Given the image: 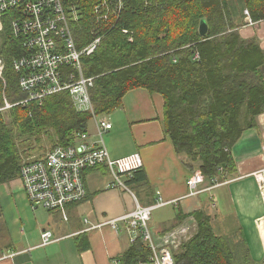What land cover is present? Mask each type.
I'll list each match as a JSON object with an SVG mask.
<instances>
[{
  "label": "trees",
  "instance_id": "16d2710c",
  "mask_svg": "<svg viewBox=\"0 0 264 264\" xmlns=\"http://www.w3.org/2000/svg\"><path fill=\"white\" fill-rule=\"evenodd\" d=\"M65 1L80 16L71 23L77 46L101 38L96 50L82 58L84 74L95 77L90 92L96 113L114 112L134 88L160 92L165 98V131L184 164L208 179L233 178L238 170L233 148L264 112V48L257 36L245 38L240 32L246 24L244 10L252 21L264 19V0H113L106 22L94 12L99 0ZM11 16L3 15L0 32L6 79V84L0 79L1 105L4 86L11 103L28 97L14 67L24 50L13 34ZM203 21L208 24L205 34L200 31ZM91 120L90 112L75 109L66 91L0 112V184L20 176L22 146L32 147L31 138L39 144L45 137L53 145L73 144L78 132L88 131ZM142 177L138 170L130 180ZM190 215L198 230L174 253L175 264H255L242 231L237 241L219 234L213 216L203 208L181 211L160 233ZM2 217L0 204L1 238ZM150 254L139 237L122 253L120 264H140Z\"/></svg>",
  "mask_w": 264,
  "mask_h": 264
},
{
  "label": "crops",
  "instance_id": "0c3cea01",
  "mask_svg": "<svg viewBox=\"0 0 264 264\" xmlns=\"http://www.w3.org/2000/svg\"><path fill=\"white\" fill-rule=\"evenodd\" d=\"M251 23L240 27L242 36H257L264 48V19L251 20ZM165 108L163 94L138 87L125 94L117 110L101 114L113 124L104 134L112 157L139 152L143 159L140 170L144 177L141 180L123 177L130 191L109 186L113 179L107 167L89 169L84 173L86 198L69 204L67 218H64L58 210H34L20 177L1 183L0 204L5 231L2 238L0 235V252L3 253L0 264H120L122 253L131 245L123 227L117 231L109 224L97 228L90 226L132 211L134 195L143 205L179 199L177 205L158 207L170 206L166 216L154 220L152 213L153 228L158 233L170 227L181 211L188 214L203 208L212 214L208 207L213 197L222 214L226 216L230 212L234 217L252 260L260 262L264 259V183L254 176V172L264 168V112L257 116V124L245 130L233 148L238 167L235 176L224 180L203 198L208 191L188 196L187 178L197 170L191 171L184 164L171 136L166 133ZM88 132L91 140L99 139L94 120L90 121ZM44 230L51 231L55 239L48 245H41Z\"/></svg>",
  "mask_w": 264,
  "mask_h": 264
},
{
  "label": "built area",
  "instance_id": "2783aa9c",
  "mask_svg": "<svg viewBox=\"0 0 264 264\" xmlns=\"http://www.w3.org/2000/svg\"><path fill=\"white\" fill-rule=\"evenodd\" d=\"M74 8L65 0H0V32L3 29V15L12 13V31L21 40L24 50L14 60V67L20 74L21 89L28 93L27 98L11 103L6 97L4 86L5 103L0 104V112L32 100L42 102L46 96L66 91L70 93L75 109L78 112H90L97 126L98 140H91L88 131L78 132L75 143H58L40 156L21 161L19 177L31 207L34 210H58L64 218H67L66 207L69 204L79 203L87 196L85 171L105 166L113 179L109 186L130 191L122 177L133 178L144 165L139 152L113 158L105 143L104 134L112 129L113 124L108 117L96 113L90 92L94 77L85 75L82 65L83 56L91 55L101 38H94L82 48L77 46L71 23L79 20L80 16ZM111 11L112 2L103 0L96 4L94 10L98 18L104 20L109 19ZM4 67L3 57L0 56V79L6 84ZM254 176L258 182L264 183V168L254 172ZM224 180L217 177L208 179L200 170L192 172L187 178L190 189L188 196L211 192L227 181ZM206 181L208 185L204 186ZM211 201L212 206L216 207L213 197ZM178 203L179 199H174L143 205L134 195L135 206L132 211L90 227L109 224L117 231L123 227L131 244L141 237L151 254L148 261L140 264H175L174 253L198 230L196 219L191 216L163 234L152 230L150 220L153 211L159 206ZM54 240L51 231L42 232L41 245H48Z\"/></svg>",
  "mask_w": 264,
  "mask_h": 264
},
{
  "label": "rangeland",
  "instance_id": "374dc122",
  "mask_svg": "<svg viewBox=\"0 0 264 264\" xmlns=\"http://www.w3.org/2000/svg\"><path fill=\"white\" fill-rule=\"evenodd\" d=\"M244 13L246 15V17H245L246 23L252 24L251 21H250V15L248 14L247 9L244 10ZM89 77H94V76H89ZM35 139L36 138H31L28 141L29 143H32L31 144L32 147H30V145L29 146H22V156L23 157L21 158V160L24 159V158L28 159L31 156H35V155L36 156H40V155L44 154L47 150H49L53 146V144L46 137L43 139V142L41 144H39L38 141H36ZM25 147H26V149L28 147V149L26 151L23 150V148H25ZM211 192H213V191H211ZM208 195H209V192L204 193L202 195V197L206 198ZM215 203H216V201H215ZM217 205L218 204L216 203V207H213L212 206V201H211V205H210V207H208V209L212 213L211 215L213 216V222L215 223L216 228H217L215 230L219 234H222L224 236L230 237L231 239H234L235 241H237L238 240V236H237L238 230H237V226H236L235 221H234V217L232 216V214L230 212L227 213L226 216L224 214H222V211L217 208ZM169 207H161V208H157V210H154L153 211V217H155L154 220H158L159 217L166 216L168 214ZM154 222L155 221H153V220L151 221L150 220V227L152 228V230H154V228H153L154 227ZM255 264H264V259H262L260 262L256 261Z\"/></svg>",
  "mask_w": 264,
  "mask_h": 264
},
{
  "label": "water",
  "instance_id": "95a60500",
  "mask_svg": "<svg viewBox=\"0 0 264 264\" xmlns=\"http://www.w3.org/2000/svg\"><path fill=\"white\" fill-rule=\"evenodd\" d=\"M208 30V24L206 21H203L200 26V31L202 34H205Z\"/></svg>",
  "mask_w": 264,
  "mask_h": 264
},
{
  "label": "bare ground",
  "instance_id": "6f19581e",
  "mask_svg": "<svg viewBox=\"0 0 264 264\" xmlns=\"http://www.w3.org/2000/svg\"><path fill=\"white\" fill-rule=\"evenodd\" d=\"M99 1H100V0H99ZM99 1H98V2H99ZM103 1H106V2H109V1H111V2H112L113 0H103ZM119 1H121V0H119ZM74 10H77V9H76V7L74 8ZM100 20H102V21H105V22H106V20H104V19H100ZM107 20H108V19H107ZM14 60H16V58H15ZM126 177H127V176H126ZM124 181H125V180H124ZM125 182H126V181H125ZM126 184H127V183H126ZM127 185H128V184H127ZM128 187H129V186H128ZM130 244H131V243H130Z\"/></svg>",
  "mask_w": 264,
  "mask_h": 264
}]
</instances>
